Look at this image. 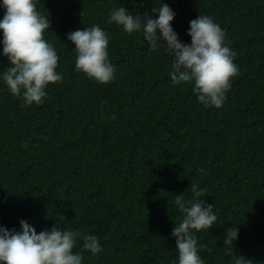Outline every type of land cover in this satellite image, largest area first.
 <instances>
[{"label":"trees","instance_id":"1","mask_svg":"<svg viewBox=\"0 0 264 264\" xmlns=\"http://www.w3.org/2000/svg\"><path fill=\"white\" fill-rule=\"evenodd\" d=\"M161 2L40 0L63 79L29 107L0 80V225L19 229L23 219L38 233L56 225L96 235L103 251H83V264H178L172 229L183 214L175 199L192 201L195 184L218 217L196 232L205 264H234L233 255L264 264V0H163L182 42L205 14L237 52L239 72L220 108L198 103L192 85L171 82L163 48L151 51L142 33L107 22L121 5L155 18ZM96 24L109 34L116 67L107 84L75 70L67 39ZM9 64L0 55V71ZM234 225L232 254L223 238Z\"/></svg>","mask_w":264,"mask_h":264},{"label":"clouds","instance_id":"2","mask_svg":"<svg viewBox=\"0 0 264 264\" xmlns=\"http://www.w3.org/2000/svg\"><path fill=\"white\" fill-rule=\"evenodd\" d=\"M38 3L40 0H0V7L4 9L0 19V55L10 62L0 71V80L25 107L42 104L48 86L63 79L57 70L60 61L57 49L45 38L51 26L50 16L38 10ZM152 11L158 14L155 18L147 13L133 15L121 5L109 13L107 22L130 34L142 33L151 51L163 48L172 57L171 82L192 85L197 102L205 107H222L239 67L235 63L237 52L230 47L220 24L210 15L198 16L190 21L191 42L184 43L173 28L176 12L163 0ZM67 39L75 45L77 72L100 84L115 79L116 67L108 51L110 37L99 24L69 32ZM191 191L192 201L185 202L183 194L176 196L175 204L183 215L180 223H175L172 236L176 238L178 264H205L199 254L205 245L198 242L196 232L211 229L218 217L213 204L201 199L202 189L192 184ZM19 223V229L11 230L0 225V264H83V251L93 255L103 251L96 235L61 230L56 225L38 233L26 220ZM239 233L238 225L227 228L223 243L229 253L233 254ZM77 247L82 251H74ZM233 261L234 264L250 262L236 255Z\"/></svg>","mask_w":264,"mask_h":264}]
</instances>
